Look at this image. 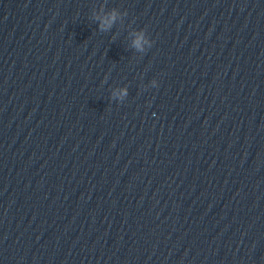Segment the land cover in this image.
I'll list each match as a JSON object with an SVG mask.
<instances>
[{
	"label": "water",
	"instance_id": "1",
	"mask_svg": "<svg viewBox=\"0 0 264 264\" xmlns=\"http://www.w3.org/2000/svg\"><path fill=\"white\" fill-rule=\"evenodd\" d=\"M0 264H264V0H0Z\"/></svg>",
	"mask_w": 264,
	"mask_h": 264
},
{
	"label": "clouds",
	"instance_id": "2",
	"mask_svg": "<svg viewBox=\"0 0 264 264\" xmlns=\"http://www.w3.org/2000/svg\"><path fill=\"white\" fill-rule=\"evenodd\" d=\"M116 19V13L114 12L112 14L111 17V21H106L105 23L107 24L108 28H110L112 26V23L115 22ZM102 30H105L102 26ZM144 43H148L145 39H144V32L141 31V33L139 34L138 38L135 40L134 42V46L139 50V51H144V47L143 44ZM154 44V41H152V43H149V47L152 48ZM124 95H127V91H124Z\"/></svg>",
	"mask_w": 264,
	"mask_h": 264
}]
</instances>
